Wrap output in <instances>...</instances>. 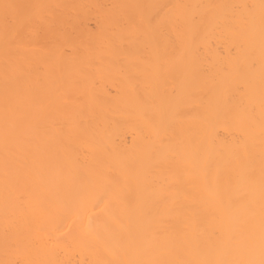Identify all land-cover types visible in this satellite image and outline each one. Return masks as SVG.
<instances>
[{"label":"bare ground","instance_id":"1","mask_svg":"<svg viewBox=\"0 0 264 264\" xmlns=\"http://www.w3.org/2000/svg\"><path fill=\"white\" fill-rule=\"evenodd\" d=\"M0 264H264V0H0Z\"/></svg>","mask_w":264,"mask_h":264}]
</instances>
